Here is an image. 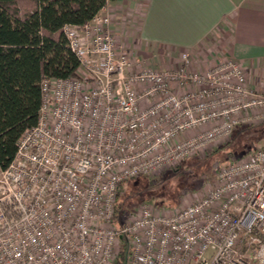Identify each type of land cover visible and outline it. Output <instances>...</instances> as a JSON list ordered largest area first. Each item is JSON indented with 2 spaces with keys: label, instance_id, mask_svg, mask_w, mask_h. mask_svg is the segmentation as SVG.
I'll return each mask as SVG.
<instances>
[{
  "label": "built area",
  "instance_id": "2783aa9c",
  "mask_svg": "<svg viewBox=\"0 0 264 264\" xmlns=\"http://www.w3.org/2000/svg\"><path fill=\"white\" fill-rule=\"evenodd\" d=\"M79 76L45 78L38 123L0 167V264H264V146L215 167V187L173 211L144 202L115 223L121 185L178 166L264 122V90L232 58L205 72L135 69L111 16L63 27Z\"/></svg>",
  "mask_w": 264,
  "mask_h": 264
},
{
  "label": "crops",
  "instance_id": "0c3cea01",
  "mask_svg": "<svg viewBox=\"0 0 264 264\" xmlns=\"http://www.w3.org/2000/svg\"><path fill=\"white\" fill-rule=\"evenodd\" d=\"M101 12L135 69L177 67L189 53L205 72L232 58L264 90V0H113Z\"/></svg>",
  "mask_w": 264,
  "mask_h": 264
},
{
  "label": "trees",
  "instance_id": "16d2710c",
  "mask_svg": "<svg viewBox=\"0 0 264 264\" xmlns=\"http://www.w3.org/2000/svg\"><path fill=\"white\" fill-rule=\"evenodd\" d=\"M110 1L0 0V167L12 161L22 133L38 123L43 79L79 76V58L63 27L72 24L84 29ZM152 176L138 175L121 185L117 225L122 224L126 208L123 185L135 181L129 192L133 193L142 180L151 185ZM127 241L121 239V250L112 264L127 263Z\"/></svg>",
  "mask_w": 264,
  "mask_h": 264
},
{
  "label": "rangeland",
  "instance_id": "374dc122",
  "mask_svg": "<svg viewBox=\"0 0 264 264\" xmlns=\"http://www.w3.org/2000/svg\"><path fill=\"white\" fill-rule=\"evenodd\" d=\"M22 9L25 10L26 6ZM156 66L160 67V64ZM263 143L264 122L239 125L226 142L217 141L207 152L189 155L178 166L165 167L153 173L151 185L142 180V183L135 186L136 191L129 193L135 181H128L122 187L123 197L126 198L122 223L146 200L167 211L194 202L207 190L215 187L216 165L226 162L232 156L243 159L250 151L262 147Z\"/></svg>",
  "mask_w": 264,
  "mask_h": 264
}]
</instances>
